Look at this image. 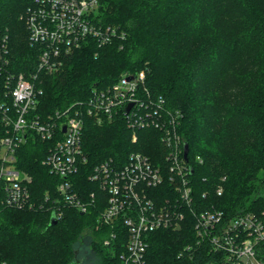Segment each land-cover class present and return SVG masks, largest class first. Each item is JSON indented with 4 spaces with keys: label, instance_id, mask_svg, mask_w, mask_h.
<instances>
[{
    "label": "trees",
    "instance_id": "obj_1",
    "mask_svg": "<svg viewBox=\"0 0 264 264\" xmlns=\"http://www.w3.org/2000/svg\"><path fill=\"white\" fill-rule=\"evenodd\" d=\"M31 0H0V28L10 35L11 64L18 74L35 71L39 47L32 45L22 15ZM95 22L116 25L123 39L103 46L91 40L64 58L60 69L42 72L38 111L48 115L88 100L95 87L123 73L145 72V86L177 114L176 130L189 143L194 204L232 217L264 212V0H99ZM11 104L0 70V104ZM9 130L0 113V140ZM137 136L134 141L133 136ZM17 150L19 168L31 177L33 208L0 204V261L21 264H122L128 235L121 223L100 224L104 200L83 212L67 206L51 224L49 205L60 196L61 177L43 164L52 142L30 130ZM88 164L76 178L87 195L104 193L88 176L99 161H125L132 151L162 162V130L128 126L124 117L98 124L85 115ZM222 185L223 191L218 193ZM193 216L182 228L150 233L146 264H194L182 248L195 240ZM116 237L112 238L111 233ZM110 239L107 244L105 241ZM94 255L90 263L86 253Z\"/></svg>",
    "mask_w": 264,
    "mask_h": 264
},
{
    "label": "built area",
    "instance_id": "obj_2",
    "mask_svg": "<svg viewBox=\"0 0 264 264\" xmlns=\"http://www.w3.org/2000/svg\"><path fill=\"white\" fill-rule=\"evenodd\" d=\"M99 0H31L22 17L32 45L39 47L37 68L26 75L9 70L10 35L0 28V70L11 104H0V113L8 133L0 140V204L12 208H33L30 177L17 165V150L32 130L41 140L52 142L43 159L51 173L62 180L60 196L49 205L57 219L67 206L83 212L100 201L106 207L100 224L121 223L128 235L122 264H146L150 233L159 229L182 228L187 213L193 216L195 240L185 245L180 255L194 264H264V212H244L227 217L215 207L199 210L195 206L189 158L184 157V140L176 130L177 114L166 107L162 96L146 88L145 72L123 73L105 87H95L86 101H77L43 115L38 111L43 94L42 72L61 68L64 58L84 43L94 40L98 46L123 39L124 30L116 25L95 22ZM132 76V79L129 77ZM131 108L127 107L131 104ZM85 115L98 124L124 117L129 127H154L162 130L166 149L164 160L154 163L140 152L132 151L125 161L113 157L99 161L88 178L104 193L87 195L76 189V178L88 164L83 138ZM137 136H133L135 141ZM221 194L223 186L218 187ZM115 238L116 233L112 232ZM107 239L105 243H109ZM0 264H21L1 260Z\"/></svg>",
    "mask_w": 264,
    "mask_h": 264
},
{
    "label": "water",
    "instance_id": "obj_3",
    "mask_svg": "<svg viewBox=\"0 0 264 264\" xmlns=\"http://www.w3.org/2000/svg\"><path fill=\"white\" fill-rule=\"evenodd\" d=\"M129 79H132V76L129 77ZM133 103H131L128 107H127V110H129L131 108ZM188 154H189V143L187 141H184V157L186 159H188ZM191 172L193 173L194 172V169L193 167H191ZM51 224H56L57 223V218L55 216V212H52V215H51V221H50Z\"/></svg>",
    "mask_w": 264,
    "mask_h": 264
},
{
    "label": "rangeland",
    "instance_id": "obj_4",
    "mask_svg": "<svg viewBox=\"0 0 264 264\" xmlns=\"http://www.w3.org/2000/svg\"><path fill=\"white\" fill-rule=\"evenodd\" d=\"M21 169V168H20ZM23 170V169H22ZM23 171H25V170H23ZM26 172V171H25ZM27 173V172H26ZM28 174V173H27ZM28 176L30 177V183L32 182V177L28 174ZM87 254V256H88V258H89V255H90V259H88L89 261H90V263H91V261L93 262L94 261V255L90 252V251H88V253H86ZM87 264V263H86Z\"/></svg>",
    "mask_w": 264,
    "mask_h": 264
}]
</instances>
